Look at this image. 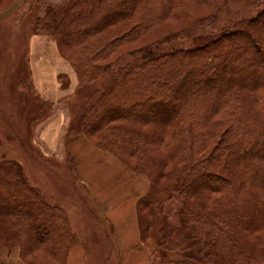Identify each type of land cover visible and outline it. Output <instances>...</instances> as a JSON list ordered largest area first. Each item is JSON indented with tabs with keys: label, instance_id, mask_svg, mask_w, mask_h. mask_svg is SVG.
Returning <instances> with one entry per match:
<instances>
[{
	"label": "trees",
	"instance_id": "obj_1",
	"mask_svg": "<svg viewBox=\"0 0 264 264\" xmlns=\"http://www.w3.org/2000/svg\"><path fill=\"white\" fill-rule=\"evenodd\" d=\"M203 4L210 11L195 16ZM187 13L191 24L162 43L188 38L190 47L133 49L137 57L96 89L70 124L89 135L103 131L110 151L135 154L170 129L176 141L168 158L176 159L166 184L157 179L170 161L158 164L139 153L156 175L137 205L139 223L147 212L142 240L146 233L155 238L152 222L161 234L166 204L178 199L180 222L167 250L180 247L189 258L177 264H264V247L255 243L263 241L242 234L264 224V0H67L39 18L36 29L77 50L72 60L82 86L109 71V58L126 37L166 15L183 20ZM115 120L131 123L120 127ZM217 136L209 152L206 144ZM200 190L228 197L206 210L195 201ZM5 221L8 238L24 242V252L45 245L59 264L80 242L63 207L49 203L22 165L8 158L0 160V227Z\"/></svg>",
	"mask_w": 264,
	"mask_h": 264
},
{
	"label": "rangeland",
	"instance_id": "obj_2",
	"mask_svg": "<svg viewBox=\"0 0 264 264\" xmlns=\"http://www.w3.org/2000/svg\"><path fill=\"white\" fill-rule=\"evenodd\" d=\"M66 2L67 0H0V160L7 158L16 160L22 165L28 177L27 168L32 164V167L35 169H41L38 163L43 161L42 157L38 155L39 149L34 143V129L40 119L50 114L52 108V103L46 101L42 93L34 85L31 73L29 54L32 46H30V39L34 34L46 36L49 40V43H47L49 47L47 48L46 46V49L57 51L64 58L61 64L58 62L55 66H57V70L63 69L57 75L58 86L61 94L66 95L64 98L70 103L72 121L96 89L106 86L109 78L118 68L123 67L137 57L133 54V49L151 44L150 49L163 52L177 47H190L192 41L191 39L184 38L175 40L171 44L162 43L167 34L191 24L188 16L190 13H187V16L183 20L177 19L174 15H166L164 20L148 30L138 32L135 37L132 35L126 37L120 43L121 45L119 44L116 47V51L109 58L113 59H111L112 64L109 71L97 80L93 82L87 81L88 83L79 86L82 77L76 70L74 61L72 60V58L78 56L77 50L69 46L67 48L62 47L64 44L60 43L54 35L38 32L36 29L38 19L44 18L51 7L61 6ZM196 9H198V12L195 16H201L210 11L209 7L205 4L198 6ZM87 72L88 74L91 73L89 68H87ZM158 75H160V72L156 73V76ZM130 123L126 120H115L111 122L112 125L120 127ZM79 126L75 124L73 129L72 125L68 128L72 131L68 134V139H73L78 135L86 136L99 152L112 154L116 158H119L127 173L133 176L137 175L139 178H145L147 192L144 196L147 195L151 188L152 177L156 179V175L149 172L150 169L154 170V168H150L154 166L152 165L153 163L144 161V156L158 162V164L166 159L170 161L167 165L160 166L165 170V173L161 174V172L158 174L157 182L159 186L166 184L170 176H173L172 174H168V171L175 169L174 160L176 157L172 159L168 157L176 140L174 139V134L170 132V129H167L164 139L156 141L155 144H149L146 150L143 149L139 152L144 155L141 156L139 153H126L124 150L122 152L110 151L109 146L106 145V140L103 138V131H93V134L89 135L81 130L85 129V127ZM139 126L145 130L144 125ZM218 135L219 137H224L223 132H219ZM219 137L217 136L212 142L209 141L206 144L209 152L219 142ZM56 164L54 162L53 166L55 167V176L58 177V182L60 184H63V181H69L71 183L72 175L75 176V172L78 171L76 161L68 158L67 162L63 165L57 164L58 168H56ZM48 165L49 163H45V170L49 169ZM140 165L142 167L138 169ZM69 169L72 171V174ZM30 181L32 182L31 179ZM32 184L34 183L32 182ZM260 193L264 197V192L261 191ZM198 194L196 195L195 201L198 200V204L202 205V208L212 210L217 205L216 202L225 198L228 192L200 190ZM45 197L51 203L50 195L47 194ZM75 197L77 198L76 202L82 204L81 201L84 200L80 198L79 194H76ZM55 201L57 204L54 203ZM60 201L61 199L57 194V196L53 197V203L51 204L61 206L58 204ZM178 205V199H173L166 204L165 216L162 215L164 225L161 234L159 230L155 233L158 229L157 223H151L153 226L151 225L150 228L154 231V235L156 234V240L151 234L145 232L150 238L145 237V241L143 240V242L151 250L154 263L156 261L158 262L157 264H177L179 260L186 259L189 255L188 252L180 250V247L174 251L167 250V245H169L170 240H173L174 230L180 222L176 211ZM146 213L144 211L141 214V222L139 223L141 232L142 229L146 230L149 228L146 223ZM9 222L5 221L0 227V264H59L56 258L46 251L45 245L29 248L27 252H24V242L18 239L12 240L8 238L6 231L9 228ZM85 223L84 221L83 224ZM91 228L92 226L88 228V233H86V237L90 242L86 243L91 246L93 245V249L91 250L93 259L98 264H103L101 256L107 253L105 250H107L109 242H104L97 229H93L94 231L91 232ZM244 229L242 228V234L248 235L250 239L258 237L263 242L255 243L258 244V247H264V224L253 229ZM93 240L97 242H91Z\"/></svg>",
	"mask_w": 264,
	"mask_h": 264
},
{
	"label": "crops",
	"instance_id": "obj_3",
	"mask_svg": "<svg viewBox=\"0 0 264 264\" xmlns=\"http://www.w3.org/2000/svg\"><path fill=\"white\" fill-rule=\"evenodd\" d=\"M30 41L29 62L34 85L52 103V108L49 115L38 121L33 133L38 155L43 159L38 163L41 169L31 164L26 171L34 185L44 189L46 196L50 195L51 203L59 195L58 204L66 210L80 238L70 248L66 264H98L91 255L93 245L86 243L90 242L86 233L91 226V232L97 229L104 242H109L107 253L101 256L103 264H157L151 250L144 245L139 227L137 205L147 192L145 178L127 173L119 158L99 152L86 136L68 139L72 110L58 86L57 75L63 69L57 70L55 66L64 58L57 51L46 49L49 47L46 36L34 34ZM68 158L76 161L78 171L72 175L74 181L70 178L71 183L60 184L53 163L63 165ZM45 163H49L47 170ZM76 194L84 200L80 199L82 204L76 202Z\"/></svg>",
	"mask_w": 264,
	"mask_h": 264
}]
</instances>
